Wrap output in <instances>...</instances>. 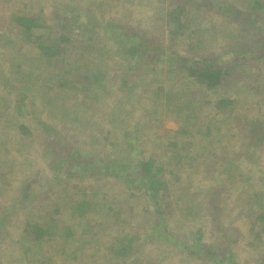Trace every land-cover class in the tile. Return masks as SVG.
Instances as JSON below:
<instances>
[{
    "label": "rangeland",
    "instance_id": "rangeland-1",
    "mask_svg": "<svg viewBox=\"0 0 264 264\" xmlns=\"http://www.w3.org/2000/svg\"><path fill=\"white\" fill-rule=\"evenodd\" d=\"M249 1L200 0L199 4L197 0L192 3L187 0H0V225L5 223L0 226V264H50V261L52 264H214L224 253L228 254L226 257L231 254L236 264H261L264 234L254 243L251 226L264 213V142L254 145V138L235 127L237 123L231 116H239L249 126L257 123L256 118L263 121L264 87L261 91H250L249 87H241V83L234 85L229 94L237 100V105L227 117L216 114L212 105L209 110L202 105L205 101L215 103L222 97V89L206 91L176 68L180 58H200L199 53L204 51L219 56L227 47L236 46L237 36L243 39L249 31L244 23ZM177 5L191 8L201 5L202 10L194 21L200 25L193 27L195 33L179 39L176 48H172L165 19ZM14 15L34 16L50 27L49 31L43 28L49 32L46 44L50 39L54 43L62 33L77 39L98 30L97 35H92L96 43L105 45L106 40V49L114 53L115 43L111 45L108 36L102 39L107 32L99 27L111 22L137 41L143 36L147 43L160 45L164 50L157 56L154 50L146 52L149 60H143L140 67L131 66L124 59L118 66L109 62L108 89L97 96L94 101L97 113L86 121L84 114L64 102L72 86L61 91L53 85L71 66L84 69L83 74L92 71L89 57H95V52L80 54L70 48L56 47L60 55L47 59L30 38L23 42L11 20ZM190 45L200 48V52L192 51ZM107 57L96 60L103 64ZM262 66L259 74L260 82L264 83ZM236 74L239 72L235 78ZM123 76L127 79L126 87ZM21 80L34 83L37 90L25 101L24 112L19 114L12 90L19 87ZM183 107H188L185 112L180 109ZM217 122L220 133L210 128L212 133L202 140L200 135L207 134L208 128ZM21 124L33 134L29 137L20 134ZM261 128L263 135L264 126ZM181 129L192 134L197 129L203 132L195 139L177 133ZM105 138L110 144L96 143ZM129 139L143 151H132V169L140 161L156 156L164 162L165 173L171 170L169 159H164L168 141L182 142L181 149L187 155L189 143L199 140L191 147L195 157L192 168L187 164L188 156L184 158L188 167L175 162L180 169L176 175L167 176L161 191L160 197L166 202L163 223L169 231L168 242L148 239L152 226L147 219L154 209L153 202L144 190H129L131 184L120 178L118 167L128 160L127 154L121 152ZM54 143L74 157L64 162L63 170L55 167L47 156V146ZM101 151L107 156V162L103 161L106 167L101 169L102 162L89 166L87 161ZM28 184L29 196L23 201ZM134 185L138 183L131 186ZM84 196L94 203V208L82 219L73 218L70 207ZM111 207L114 210L109 212ZM117 209L122 210L120 223L114 219ZM26 222L49 230L55 239L67 227L75 233L66 243L61 239L58 244L35 245L33 237L25 231ZM87 224L94 233L88 237L89 245L80 249L83 227ZM123 228L140 236L137 250L127 257H117L114 253L111 257L109 251L119 243L125 233ZM198 229L203 232L202 243L215 251V257L200 256L204 250L198 254L184 246L186 240L191 243L197 238ZM254 230L257 232L259 228Z\"/></svg>",
    "mask_w": 264,
    "mask_h": 264
},
{
    "label": "trees",
    "instance_id": "trees-1",
    "mask_svg": "<svg viewBox=\"0 0 264 264\" xmlns=\"http://www.w3.org/2000/svg\"><path fill=\"white\" fill-rule=\"evenodd\" d=\"M193 1L194 0H187V2L189 3H192ZM197 2L200 4V0H197ZM201 10V5H196L192 8L186 5H177L176 7L171 8V10L167 13L165 23L167 28L168 41L171 42L170 44H173L172 48H176V42H178L179 39H185L184 37L188 38L190 37V35L192 36L195 33L196 30L194 29V26L200 25L199 23H194V21L199 18V13L201 12ZM235 17L239 18V16ZM244 17H246L244 23L249 31L243 39H239V37L237 36L238 43L236 46L227 47V50L225 52H222L219 56H215L211 53H208L207 51H204L202 53H199L200 58L199 56L193 57L192 59L183 57L180 58L178 60V63L176 64V68L178 71L181 70L183 74L182 76H188L193 80L194 83H197L200 88L206 91H215L219 89L223 90L221 92L223 93L222 97L217 99L215 103L212 104L209 101H205L202 105L208 108V110L209 106L212 105V108L213 110H215L216 114H227V117L232 114L237 105V100L233 98V95L229 94L230 91H233L234 85L241 83V87H249L250 91H261L264 87V83H262L263 81L260 82L262 76L259 74L261 67H263L262 65H264V37L261 35L264 34V0H250L248 2ZM11 20L19 29H23V35L26 38H30L32 40L31 43L37 46L36 48L47 59L54 58L60 55V49H57L56 47L67 50L68 48H70L73 49L74 52L76 51V53L80 54L95 52V57H89L90 59H92L90 61V63L92 64V71H86L85 74H83L84 69L77 68L76 66H71L69 67V69H66L67 71H64L65 75L59 78L58 81L53 85L55 90L59 89L61 91L65 90L69 85L72 86L71 90L68 89V92H71H67L69 96H66L64 98V102H67V105H65L67 107H72L75 110H79L81 114H84L83 117L84 119H87L86 121L90 120V117H94L95 115L96 105L94 104V101H96L97 96L100 93L106 92L108 89L106 87V80L108 79V73L110 69L108 65L109 62H111V64L114 66H118V62H120V60L123 61L124 59L127 63H129V65H138L140 67L143 60H149L146 52L149 53L154 50V55L157 56L164 50L162 49V47H160V45L153 46L150 44V42L147 43L146 40H144L143 36L138 38L137 41L136 39H134V37L128 36L125 31L121 30V28L118 27V25L116 27L111 22H104L103 26L99 25V27L100 29H102V32H107L102 39H105L106 36H108V41L111 43V45L115 43L117 51L114 50V53L113 51L106 49V40L104 41L105 45L100 44L102 42L96 43L95 38L92 37V35H97V33L99 32L98 30L95 32H93L92 30L91 35L86 38L84 35H80L77 39H74L72 36L62 33L59 38L55 39L56 41H54V43H51L50 39V43L46 44L49 32H44L43 28L45 27L46 29H48L47 31H49V29L51 30V28H48L46 25L41 23L40 19L34 16L14 15L11 17ZM95 29L96 27H94V30ZM75 42L80 45L85 44V46L77 47ZM190 48L194 52L195 50L197 52H200L201 50L200 48L194 47L192 45H190ZM16 55L20 57V53H16ZM106 55H108V57L105 63H98V60L105 58ZM110 56H112V60L110 59ZM16 58L17 57L14 56L15 60ZM16 65L17 68L22 67V64ZM102 67H104V70H102ZM126 70L129 71L128 68ZM127 71L124 72L126 73ZM178 71H176L175 79H177V77L179 76ZM236 72H239V75L237 76L236 74L235 78L234 75ZM122 79L123 87H126V81L124 80L127 79L125 76H123ZM18 84L19 87H16L12 91L15 95V105L17 107V111L20 114L24 112L23 110L26 107L25 101L29 99L30 96L35 95L37 89L34 87V83L30 82L29 80H21ZM99 90L101 92H99ZM186 108L188 107H183V109H180L182 110V112H185ZM231 117L234 120V123H237L235 127H240L242 131L248 132L251 135V138H254V145L262 144L264 142V134L262 135L261 128L262 126H264V120L262 121L261 119L256 118L255 120H258L257 123H253L251 126H249V124L244 123V121L239 116L232 115ZM82 119L83 118L81 117L80 120ZM219 123L217 122L216 124H212L211 127L208 128L209 131L207 132V134H201L203 131H201L200 129H197L196 134H192L187 129H181L177 133H184L187 136H191L190 138L195 139L197 138L196 136L201 134L200 138L204 140L205 138L210 136V134L212 133V129H216L217 132L220 133V129L217 125ZM201 124L202 122L200 121L199 126ZM210 128L212 129L210 130ZM18 130L20 134L26 137H29L33 134L32 130L24 124L19 125ZM244 134L246 133L244 132ZM109 141L110 140L105 138L102 141L98 140L96 143L105 142V144H110ZM197 141L199 140H194V142L189 143L188 149L190 152L187 151V149L185 150L187 155H185V153L183 154V149H181L182 142H178L177 140H170L168 141V143H166L167 147H165L167 148V155H165L164 159H169L170 165H166H168V168L171 169L168 173H165L164 162H160V159L156 158V156L149 157L147 160L140 161L134 167V169H132L131 164L132 162H134L132 151L133 153L137 150L140 153L143 152L140 148L138 149V147L133 143L132 139H129V143L126 144V147L121 152V154L126 153L128 157V160L122 161L118 167L119 172H121L122 174V177H120L122 178L121 180H127L131 185L138 183V185H130L129 190H144L153 202L154 209L149 214L150 218L147 219L148 223L152 226V231L148 235L149 240L163 239V241L167 240L168 242L169 235L167 234L169 233V231L167 230V226L163 223L165 221L166 213L163 207L164 203L166 202L164 201V198L160 197L163 193L161 191H163L166 186L167 176L169 177L170 175H176V172L180 169L177 167L178 164H176L175 162H181L184 167H188L189 165V167L192 168L195 157L193 156L191 147L194 148ZM222 149H224V152L227 154L226 149ZM105 151H101L102 153L100 152L97 157H92L90 161H87V164H90L89 166H91L92 164H95L94 162H99L98 164L102 162V165L99 166L101 167V169L103 167L105 168L106 166L104 163L107 162ZM208 151L210 152V150ZM47 152V156L51 159L52 164L59 170H63V166H65L64 162L70 159L73 160L74 158L68 151L64 150L62 146L56 143L51 144L50 147L47 146ZM168 154H170L171 157L168 156ZM186 156H188L189 159L187 161L188 165H185L184 158ZM54 159L56 160L55 162ZM198 159H200V157ZM113 160L115 162H118V160ZM206 160L207 161L204 162L207 163L209 158ZM110 161H112V159ZM99 166H95V169H99ZM93 173L94 172H90L89 174L92 175ZM178 176H180V174ZM29 188L30 185L28 184L25 193L22 196L23 201H25V199H27L29 196V193L27 191V189ZM130 195L132 196L133 194ZM70 208L71 216L73 218L76 217L82 219L94 208V203L92 201H89L87 197L84 196L82 201L72 205ZM113 210L114 209H112V207L109 208V212H112ZM121 213L122 210L120 209H117L115 211V222H121ZM2 225H5V223ZM79 225V227H81L82 229V223L79 222ZM89 227L90 226H88V224L83 227V233L81 235L82 240L80 242V245L82 246L80 247V249H85V246H88L90 243L88 241V237L91 238V236H93L92 233L94 232H92V227ZM256 228H259V231L255 232L256 230L254 229ZM123 230L125 231V233H122L123 236L120 238L119 243H116L113 251H109L111 257H113V253L116 254L117 257L118 255L121 258L127 257L129 253L137 250V243L139 242L140 236L133 234L131 231L126 232L125 228H123ZM25 231L29 236L33 237V244L35 245H37L38 242H41V245L55 244L56 242L58 244L61 239H63L66 243L68 240H70L71 237L74 236L75 233L72 228L67 227L63 231L62 235H59L55 239V237L51 235V232L49 230L44 229L37 224H30L28 222H26ZM251 231L253 236L255 234V241L253 242L258 243V240H261L262 238L261 233L264 234V213L253 221ZM202 233V229H198L195 232L197 238L191 240V243H188V241L186 240L184 246L188 250L193 251V253L199 254L201 250H204V254H200V256L205 255L213 258L216 256V253L215 251H210V247H208V249L207 245H204L202 243ZM31 237H29L30 242L32 241ZM156 243L160 244L161 242L158 241ZM254 243L252 244V246H255ZM225 255L228 256V254L224 253L222 256H220L222 258L217 257L219 258V260H216L214 264H236L235 262H232L231 254L229 257H226ZM77 256L79 257V254ZM77 256L76 258L78 259ZM52 263L53 261H50V264ZM261 264H264V258L262 259Z\"/></svg>",
    "mask_w": 264,
    "mask_h": 264
},
{
    "label": "crops",
    "instance_id": "crops-1",
    "mask_svg": "<svg viewBox=\"0 0 264 264\" xmlns=\"http://www.w3.org/2000/svg\"><path fill=\"white\" fill-rule=\"evenodd\" d=\"M37 18V17H36ZM13 24L15 25V27L17 28V29H19L17 26H16V24L13 22ZM19 33L22 35V40H23V42L24 43H26V41L28 42L29 41V38H26L23 34H24V31H23V29H19ZM31 40V39H30ZM31 44V43H30ZM31 49V48H30ZM31 51H32V49H31ZM16 65V64H15ZM15 67V66H14Z\"/></svg>",
    "mask_w": 264,
    "mask_h": 264
}]
</instances>
